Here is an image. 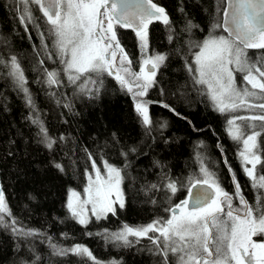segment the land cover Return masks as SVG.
Listing matches in <instances>:
<instances>
[{"label": "trees", "instance_id": "16d2710c", "mask_svg": "<svg viewBox=\"0 0 264 264\" xmlns=\"http://www.w3.org/2000/svg\"><path fill=\"white\" fill-rule=\"evenodd\" d=\"M153 1L165 7L171 27L155 21L147 31V55H167L157 71L158 83L149 88L147 95L153 101L151 118L160 119L166 115L168 124L149 132L139 125L132 94L121 87L115 75L90 73L75 82H67L66 77L74 73L63 71L65 65L60 63V57H57L58 62H46L41 49L36 52L31 49V46H42L45 39L25 37L20 29L23 24L48 29L40 11L27 5L35 20L21 22L25 15L23 0H0V58L7 52L19 57L28 89L27 94L19 90L9 75V63H0V182L12 214L11 217L2 214L5 219L0 224V264H23L25 261L28 264H172L169 255L167 258L157 253L150 255L148 250H143L141 245L148 243L145 237L138 239V245L118 247L120 241L113 238L111 225L121 220L138 224L156 213H162L164 220L169 219L170 212L165 209L184 199L190 185L203 178L200 169L190 171L194 167L193 151L205 150L197 148L200 141H206L213 153L212 160L204 166L213 171L216 158L223 171V181L220 180L225 188L233 189L231 179L235 176L249 203H256L260 197L261 189L253 187L251 178L240 168L238 158L231 155L232 149L241 151L239 141L233 140L235 147L226 144L223 147L226 165L214 146V142L225 143L222 131L228 132L231 114L219 112L199 98L198 90L189 82L188 75L193 77V74L185 67L194 45L213 29L220 0ZM188 21L194 25L191 30L187 29ZM116 31L127 58L133 62L132 68H137L143 54L139 37L119 26ZM262 56L264 54L258 58ZM46 71L57 72L56 84L47 83ZM64 83L75 84L77 89L100 96L98 99L83 98L67 91ZM237 83L244 85L242 81ZM197 87L201 92L207 90L205 85L197 84ZM29 95L32 105L26 99ZM154 97L178 111L182 118L156 104ZM261 99L264 102V97ZM41 126L54 141L51 148L42 142ZM132 148L136 151H130ZM260 155L262 163L257 166V174H264L262 151ZM93 160L97 167H104L103 161H107L122 170L125 206L117 208L115 215L107 213L100 219L88 216L86 207L85 215L90 219L87 224H81L68 210L67 198L70 190L85 188L86 171L90 173ZM56 164L63 170L57 169ZM101 174L105 175L106 170ZM169 182L176 183L175 193L166 187ZM80 198L83 200L81 194ZM12 218L19 222L17 227L37 230V234L27 239L15 236L4 227ZM94 227L108 228V239L103 237L107 229L94 231ZM49 237L62 249L86 246L95 259L72 252L54 254Z\"/></svg>", "mask_w": 264, "mask_h": 264}, {"label": "snow or ice", "instance_id": "6c2138e0", "mask_svg": "<svg viewBox=\"0 0 264 264\" xmlns=\"http://www.w3.org/2000/svg\"><path fill=\"white\" fill-rule=\"evenodd\" d=\"M23 3L25 15L21 17V22L35 20L32 9L27 7L29 4L38 6V10L47 18L48 33L54 37L53 47L58 50L60 63L65 65L63 71L74 73L68 79L75 82L90 73L115 75L121 87L132 94L135 112L145 129L150 131L154 121L149 114L148 105L153 102L142 98L149 88L158 83L157 71L164 64L167 55H146L140 62L139 71L131 70L129 66L133 62L127 58L120 45L116 26L134 29L141 49L145 50L148 48L147 27L152 21H161L171 27L165 9L153 0H47V3L45 0H23ZM226 3L225 7V0H220V6L217 7L218 18L213 22L212 28L227 32V35L209 32L200 44L194 45L199 49L195 53V66L186 62L185 67L193 74L194 84L207 85L210 99L220 112L245 105L264 110V103L251 104L248 100L249 97L258 95L264 97V56L251 61L246 52L248 49L264 50V0H226ZM192 27L194 25L188 21L187 29L191 30ZM171 39L170 35L169 40ZM0 63H3L2 58ZM8 63L13 82L27 94L24 71L17 58L11 56ZM232 65H235V69ZM236 72L243 73L242 80L250 85L251 90L244 85H237ZM195 73H198V78ZM46 79L47 83L56 84L57 72L46 71ZM26 99L32 105L30 95ZM164 107L175 112L169 105L165 104ZM248 119L264 121V114ZM228 124L231 126L229 132L232 139H242L243 150L240 157L245 164L243 171L251 178L253 187L264 189V174L256 172L257 165L262 163L258 153L264 151L257 144V137L261 133L253 131L245 137L235 120H229ZM166 126V122L160 124L161 128ZM40 135L42 142L51 148L54 141L43 126L40 127ZM130 151L135 152L136 149L132 148ZM123 155L126 156L127 153ZM103 166L105 175L101 174L95 160L92 161L95 179L86 171V199L82 200L80 193L70 190L67 208L81 224L88 223L85 215L87 205H91V212L97 219L107 213H115L117 208L114 205L118 204L119 208L125 206L121 188L124 179L122 170L107 161H103ZM55 167L63 170L60 164ZM200 172L203 178L197 180L196 184L204 187L191 193L194 206L189 208L188 200H184L174 208L165 209L172 212L170 219L161 218L136 227L124 225L118 233L112 234L113 238L128 244L129 236L145 237L150 232H158L159 236H149V239L154 244H159V250L166 258L168 252L176 255L177 264H264V239L259 242L253 240L254 236L264 237V192L256 205H249L240 194V185L235 182V176L233 180L237 191L229 194L222 188L215 172L204 166L203 160ZM166 187L172 193L177 191L175 182H169ZM234 195L239 196V203L244 206L242 214L238 208H233ZM176 209H179L178 213ZM2 214L12 216L4 192L0 189V224L5 219ZM18 223L12 218L4 227L22 239L37 234V230L17 227ZM212 228L215 233L211 231ZM47 239L54 254L66 255L72 252L95 259L86 246L74 245L70 249H62L50 237Z\"/></svg>", "mask_w": 264, "mask_h": 264}, {"label": "bare ground", "instance_id": "6f19581e", "mask_svg": "<svg viewBox=\"0 0 264 264\" xmlns=\"http://www.w3.org/2000/svg\"><path fill=\"white\" fill-rule=\"evenodd\" d=\"M31 5H33L36 9H38V6H36L35 4H31ZM40 16L44 20L41 11H40ZM45 23L47 24L46 21H45ZM20 29L25 34V37L32 38V39H34V38L35 39H45V43L42 46H40V47L31 46V49L33 51H35V52H36V50L37 51H40L39 49H41V51H42L41 54L45 56L46 62H58L59 56L56 54V50H55L56 48L53 47L54 37L51 36V35H49L47 28H45L44 26H41V25H39V26H28L27 27L25 24H23V27H20ZM209 32H213L214 34H217V35L219 33L222 34V31L220 29H212ZM209 32H207L202 38H200L198 40V42L196 43V45L197 44H200L209 35ZM147 42H148V48H147V50H148L149 49V39H148V36H147ZM139 44H140V42H139ZM195 47L192 48L190 60L187 62L188 64L193 65V66H195V53L199 50L198 47H196V48ZM246 52H247V56L250 58L251 61L256 60L260 55L264 54L262 50H258V49H248V50H246ZM11 56H15L17 58V61H18V58L19 57L16 54H14L12 52H7V53H3V55L1 56V58L3 60V63H8ZM231 67H233V69H235V65H232ZM131 70H133V69H131ZM195 75L198 78V73H195ZM242 75H243V73L236 72V78H237V80L242 81L244 83L245 87H248L251 90L250 85H247L246 82H244L242 80ZM188 76L190 77V80L188 79L189 82H190V85L198 90V93L200 95L199 98L205 104H207V105H209L211 107H214V109H216L217 111H219L216 108L214 102L210 99V95H209V93L207 91L208 89L206 88L207 90H205V89L202 90V92L204 94L203 95L202 92L200 91V89L197 87V84H194L193 77L190 76V75H188ZM66 81L67 82H70L67 77H66ZM64 85H65L67 91H69V92H75L77 95L83 96V98L98 99L99 96H100V94L86 93V92H84V91H82L80 89H77V86L75 84L69 85V84L64 83ZM205 87H206V85H205ZM261 98L262 97L260 95H258L256 97H249L248 100H249V103H251V104L264 103ZM153 100H154V102L156 104H159L160 106H164L165 105L164 102H162L160 100H156L155 97L153 98ZM241 107H237L235 109L228 110V111H225V112H228V113L231 114L229 116L230 117V120H233L232 119L233 117L235 118L234 120H235V124L236 125H238V120H239V119H236V117H243L244 118V120L247 123V125L242 126L241 127V131L245 133V137H246V135L251 134L253 131L260 132L261 135L259 137H257V144H258V147L260 148V141L262 140V149H264V127H262V125H264V121L248 119V118H250L252 116H259V115L264 114V110H262V109H260L258 107H250V109L246 107V108H243L241 110ZM150 111H151V108L149 109V112ZM176 113H179V112L176 111V110H175V112H172V114L174 116L181 117L182 118V116H181L180 113H179V115H177ZM165 116L160 117L161 120L158 117H155L153 119V121H154L153 126L151 127V130L149 132H151L154 128H158L159 129L161 123H165L166 122V125H167L168 124V119ZM138 123L141 126V128H143V130H146L145 127L142 125V123H140V121H138ZM224 126H225V124L222 123V127H224ZM146 131H148V130H146ZM222 135L224 136L225 143L224 144H220V142H217V143L214 142V146L217 147V149L219 150V152L222 155V158H223L222 163H223V165H226L227 162H226V159L224 157V153H223V149L224 148L223 147L226 146V145H230V147H235V146L234 145L232 146L233 139H232V137L230 135L229 130H228L227 133L225 131H222ZM239 143H240L241 150H243L242 139L239 141ZM197 148L198 149L202 148V149H205V150L204 151H197V149H196L195 151H193V163H194V167L190 171H194V172H198V170L201 168V160H203V163H205V162L208 163L207 162L208 160H212V154H213L212 153V150L209 148V145H208V143H206V141H200L199 144H198V146H197ZM230 152H231V155L233 156V158H235V159H236V157L237 158H241L240 157V152L241 151L240 152H237V150L232 149V150H230ZM225 153H226V156L228 157V152L225 151ZM258 154H260V152ZM262 156L264 157V151H262ZM213 163H214V164H212V166H213V172H215V174L222 180L223 171L221 169V165L218 163V161L216 160V158L213 159ZM209 164H211V163H209ZM215 164H216V166H215ZM236 167L238 168V163H236ZM240 187L242 188V186H240ZM262 192H264V189H261V193ZM261 193H260V196H261ZM258 198L256 200V203H250V205H256L258 203ZM182 201H184V200H182ZM113 215H115V213ZM91 216L94 217L92 215V212H91ZM163 217L164 216H163L162 213H156V214H153L151 218L149 217L148 219H146V220H144V221H142V222H140L138 224L131 225L128 222L121 220V221H118L116 223H113L111 225V227L114 228L113 229V233H118L120 231V229L124 225H129V226H133V227L140 226V225L142 226V224L143 225H147V221H149V220L150 221L160 220ZM92 230H94V231H104V230H106V232L103 233L104 234L103 235L104 239H108V237L110 235L109 232H108V228H106V227H94ZM159 235L160 234L158 232H152L151 233V236L152 237H156V236H159ZM131 237L132 238L128 237V241L130 243L125 244L123 241H120V243L117 246L118 247H120V246H126V247H128V246H131L133 244L134 245H138L140 243V242H138V239L139 238H142V237H135V236H131ZM145 238H147V236H145ZM262 239H264V237H260V236H254L253 237V240H255L257 242L261 241ZM141 246H142V249L143 250H146V251L148 250V252H149L150 255H155L158 251H160L159 250V244H154L152 242V240L150 241V243L149 242L148 243L147 242H144V245H141ZM160 256L165 257L164 254H162ZM172 264H174V263H172Z\"/></svg>", "mask_w": 264, "mask_h": 264}, {"label": "rangeland", "instance_id": "374dc122", "mask_svg": "<svg viewBox=\"0 0 264 264\" xmlns=\"http://www.w3.org/2000/svg\"><path fill=\"white\" fill-rule=\"evenodd\" d=\"M15 16L16 17H18L17 16V12L15 11ZM219 34H221V33H219ZM218 34V35H219ZM223 35H226V34H224V33H222ZM140 50H141V52L143 53V54H141L140 56H142L141 57V59L143 60L144 58H145V56L147 55V50L145 49V50H142L141 49V47H140ZM198 52V51H197ZM139 53V52H138ZM238 81H240V80H237V82ZM237 85L239 86V85H241V84H239V83H237ZM206 88H207V85H206ZM254 91H258V90H254ZM254 103V102H253ZM249 108L250 109V107L249 106H242L241 107V110L243 109V108ZM243 118V117H242ZM233 120L235 119L234 117L232 118ZM244 125H247V123L245 122V120L244 119H239L238 120V126L240 127V129H241V127L242 126H244ZM238 162H239V165H240V168H244L245 167V164H244V162H243V160L241 159V158H238ZM248 167L249 166H251V165H247ZM101 169V171L102 172H104L105 173V169H104V167H101L100 168ZM256 172H257V170H256ZM93 173V176H95V172H94V169L92 168L91 169V171H90V173L89 174H92ZM92 176V177H93ZM84 186V185H83ZM121 188H122V190H123V199H124V201H125V194H124V188H123V182H122V184H121ZM76 192H78V193H80L82 196H83V199L85 198V193H84V189L81 187V188H78V190H76ZM70 194L71 193H68V198H69V196H70ZM68 198H67V202H68ZM87 208H88V210H89V214H88V216H90L91 215V205H87L86 206ZM114 207H116V208H119V206H118V204L117 205H114ZM93 215V214H92ZM94 216V215H93ZM171 216H172V213H170V218H171ZM95 217V216H94ZM102 217V216H101ZM96 218V217H95ZM169 218V219H170ZM224 218V217H223ZM90 218H88V220H89ZM79 220V219H78ZM212 232L213 233H215V229H213L212 228ZM161 241H162V238H161ZM159 255H162V254H164L163 252H161V251H158L157 252ZM165 255V254H164ZM167 255H169L171 258H172V263H174V264H177V256L176 255H174V254H172L171 252H168L167 253Z\"/></svg>", "mask_w": 264, "mask_h": 264}, {"label": "water", "instance_id": "95a60500", "mask_svg": "<svg viewBox=\"0 0 264 264\" xmlns=\"http://www.w3.org/2000/svg\"><path fill=\"white\" fill-rule=\"evenodd\" d=\"M46 1V3H47V0H45ZM154 2V1H153ZM155 3V2H154ZM227 6V3H225V7ZM164 8V7H163ZM165 9V8H164ZM53 11H55V9H53ZM165 11H166V9H165ZM167 13V12H166ZM168 15V14H167ZM155 21V20H154ZM153 22V21H152ZM149 26V25H148ZM128 29H131V28H128ZM131 30H133L134 31V29H131ZM135 32V31H134ZM227 33V32H226ZM204 186L203 185H197L196 183L195 184H193L192 186H191V188H190V192H189V195H188V207L189 208H191L192 206H194V200L192 199V196H191V193H194V192H196L198 189H201V188H203ZM0 189H2V186H1V182H0ZM182 202V201H181ZM180 202V203H181ZM179 203V204H180ZM177 210L178 209H176V212H177Z\"/></svg>", "mask_w": 264, "mask_h": 264}, {"label": "flooded vegetation", "instance_id": "af4514ba", "mask_svg": "<svg viewBox=\"0 0 264 264\" xmlns=\"http://www.w3.org/2000/svg\"><path fill=\"white\" fill-rule=\"evenodd\" d=\"M135 70L136 71H139V67H137V68H135ZM147 95V94H146ZM146 98H147V101H152V98L151 97H149L148 95L147 96H145ZM153 102V101H152ZM151 104H153V103H150L149 105H148V108L150 109L151 108ZM241 186V185H240ZM244 197V196H243ZM244 199L246 200V201H248L245 197H244ZM249 203V202H248ZM249 205H250V203H249ZM233 206H234V204H233ZM244 207V206H243ZM239 210H240V213L242 214V211H243V209H240L239 208Z\"/></svg>", "mask_w": 264, "mask_h": 264}]
</instances>
